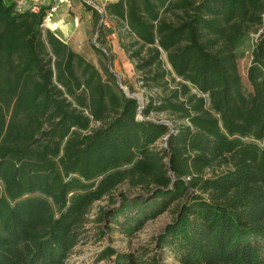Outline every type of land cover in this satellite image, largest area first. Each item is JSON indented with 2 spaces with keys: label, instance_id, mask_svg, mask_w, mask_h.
Segmentation results:
<instances>
[{
  "label": "trees",
  "instance_id": "obj_1",
  "mask_svg": "<svg viewBox=\"0 0 264 264\" xmlns=\"http://www.w3.org/2000/svg\"><path fill=\"white\" fill-rule=\"evenodd\" d=\"M20 1L0 0V264H68L91 230L129 240L167 211L97 261L264 264V0L105 1L142 116L109 67L44 25L55 4ZM124 185L137 193L116 197Z\"/></svg>",
  "mask_w": 264,
  "mask_h": 264
},
{
  "label": "rangeland",
  "instance_id": "obj_2",
  "mask_svg": "<svg viewBox=\"0 0 264 264\" xmlns=\"http://www.w3.org/2000/svg\"><path fill=\"white\" fill-rule=\"evenodd\" d=\"M101 10H104L103 6L100 7ZM73 13V12H72ZM80 16V14L78 15ZM80 25L84 24L85 30L82 31L83 37L78 41H71V46L76 51L83 54L88 60L97 66L101 71L104 77L105 68H108V57L104 56L96 48L94 44L95 35L97 32V27L99 22L95 24L94 18L87 19V17L80 18ZM52 24V23H51ZM51 24L48 27H51ZM47 27V26H46ZM105 41L103 45L106 50L107 47L110 48L109 54L113 55L112 66L113 70L118 73L121 77V81L125 87L133 86L134 92L144 93L145 89L141 88V82L139 81V74L137 75L134 69V62L131 61L121 45V41L116 34L115 30L111 25V21L108 18H104L103 27L101 28L100 35L98 37ZM101 44V43H100ZM247 54L239 60V69L241 74L246 77V71L250 63V55L248 53V47L244 48ZM112 58V57H111ZM155 116V115H154ZM157 117V116H156ZM159 117L165 118L164 114L159 115ZM161 145H164V141H161ZM121 191H128V193L135 194L136 190H128L127 186H121L117 190L116 197ZM138 191V190H137ZM137 193V192H136ZM108 203L107 200L96 202L91 209V218L93 219L101 206H105ZM171 214L169 211L159 215L157 218L150 220L143 229L137 232V237L127 240L126 237L119 231H114L111 233V237L108 233L106 236L102 237L101 240H98L94 237V231L91 230V234L86 241H81L76 247L75 251L70 255L68 259V264H114L115 256L106 258L100 261H97V255L101 252V249L104 245L111 244L112 246L120 249L123 252L130 251L143 243V241L149 239L152 235L159 233L163 227L169 222ZM93 223H91L92 225ZM168 261H171V258H167Z\"/></svg>",
  "mask_w": 264,
  "mask_h": 264
},
{
  "label": "crops",
  "instance_id": "obj_3",
  "mask_svg": "<svg viewBox=\"0 0 264 264\" xmlns=\"http://www.w3.org/2000/svg\"><path fill=\"white\" fill-rule=\"evenodd\" d=\"M82 1L84 0H29L27 2L20 1V3L32 9L36 8L39 4H58L59 8L55 13L50 28L55 30L62 40H65L71 45V41H78L83 37L82 31L85 30V26H83L84 24L80 25V18L87 17V19H91L93 17L92 11H86L82 6ZM90 1L99 6V8L102 6L104 8L105 1L107 0ZM93 4L91 5L94 6ZM79 14L80 16H78Z\"/></svg>",
  "mask_w": 264,
  "mask_h": 264
},
{
  "label": "water",
  "instance_id": "obj_4",
  "mask_svg": "<svg viewBox=\"0 0 264 264\" xmlns=\"http://www.w3.org/2000/svg\"><path fill=\"white\" fill-rule=\"evenodd\" d=\"M85 2H88V3H91L90 0H84ZM93 4V3H91ZM97 9H99V11L101 12V19L99 21V26L97 27V32H96V35H95V39H94V44L100 48L101 50L104 51V53L107 55L108 57V67L109 69L113 72V74H115L117 76V82L118 84L120 85V87L124 90V92L130 96V97H133V98H136L140 104V108H139V111H140V114L142 116V109L144 108V103H145V97H144V94L143 93H136V92H130V89L128 87H125L121 81V77L118 73H116L114 70H113V66H112V59L111 58V55L109 54V52L106 50V48L101 45L99 42H98V37L100 35V31H101V28L103 27V21H104V18H105V15H104V10H101L99 8V6L93 4ZM161 122L165 123V124H169L171 125V123L168 121V120H162ZM173 131V129L171 130V132ZM170 134L166 136V140H168ZM120 194V193H119Z\"/></svg>",
  "mask_w": 264,
  "mask_h": 264
},
{
  "label": "built area",
  "instance_id": "obj_5",
  "mask_svg": "<svg viewBox=\"0 0 264 264\" xmlns=\"http://www.w3.org/2000/svg\"><path fill=\"white\" fill-rule=\"evenodd\" d=\"M21 1H22V2H27V1H29V0H21ZM58 8H59V5H58V4H55V5H53V6L50 8V10L47 12V14L45 15V19H44V25H45V26L48 27V26L52 23L53 18H54V16H55V13L57 12Z\"/></svg>",
  "mask_w": 264,
  "mask_h": 264
}]
</instances>
